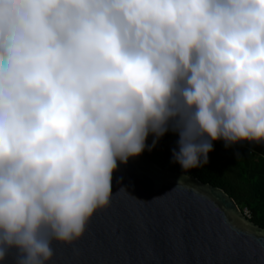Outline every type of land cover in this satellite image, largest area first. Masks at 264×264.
I'll return each instance as SVG.
<instances>
[{"label":"clouds","instance_id":"clouds-1","mask_svg":"<svg viewBox=\"0 0 264 264\" xmlns=\"http://www.w3.org/2000/svg\"><path fill=\"white\" fill-rule=\"evenodd\" d=\"M176 117L185 171L264 141V0H0V261L79 238Z\"/></svg>","mask_w":264,"mask_h":264},{"label":"water","instance_id":"water-1","mask_svg":"<svg viewBox=\"0 0 264 264\" xmlns=\"http://www.w3.org/2000/svg\"><path fill=\"white\" fill-rule=\"evenodd\" d=\"M180 181V182H178ZM109 204L45 264H264V229L224 190L142 153L117 161ZM12 248L0 264H17Z\"/></svg>","mask_w":264,"mask_h":264},{"label":"trees","instance_id":"trees-1","mask_svg":"<svg viewBox=\"0 0 264 264\" xmlns=\"http://www.w3.org/2000/svg\"><path fill=\"white\" fill-rule=\"evenodd\" d=\"M178 118L168 122V130L151 148L155 137L150 134L142 154L166 170L224 190L241 211L248 213L250 221L264 229V141L241 140L228 146L222 139L211 141L213 150L208 153L207 164L185 171L173 161V150L178 151Z\"/></svg>","mask_w":264,"mask_h":264},{"label":"built area","instance_id":"built-area-1","mask_svg":"<svg viewBox=\"0 0 264 264\" xmlns=\"http://www.w3.org/2000/svg\"><path fill=\"white\" fill-rule=\"evenodd\" d=\"M244 212H245L246 216L248 217V213L246 211H244Z\"/></svg>","mask_w":264,"mask_h":264}]
</instances>
